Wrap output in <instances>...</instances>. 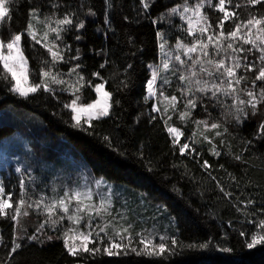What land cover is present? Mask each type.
<instances>
[{
  "label": "snow or ice",
  "instance_id": "obj_1",
  "mask_svg": "<svg viewBox=\"0 0 264 264\" xmlns=\"http://www.w3.org/2000/svg\"><path fill=\"white\" fill-rule=\"evenodd\" d=\"M18 2L0 0V83L9 93L22 99L40 92L51 94L57 100L60 95L69 94L71 99L63 103V109L69 111L70 126L75 129L87 132L93 127V121L110 117L120 101L115 100L114 92L106 88L109 78L93 71L91 76L100 82L88 79L83 71L86 65L81 63L83 51L80 47L73 49L66 40L73 31L76 33L73 37L75 42L84 40L82 30L86 21L80 16L82 13L96 16L92 6L88 5V11L83 12L85 0H80L78 6L49 0L50 12H42L38 7L29 8L26 27L20 32H11L12 7ZM140 3L143 10L149 9L150 4L146 0H140ZM61 8L66 10L61 13ZM114 8L115 0H104V25L108 26L105 34L111 30ZM206 9L219 13L215 24L210 22ZM176 18L179 24L173 23ZM165 20L169 29H174L179 35L172 44L171 31H156L159 62L147 65L150 76L145 84L144 101L146 104L155 101L151 104L150 113L159 114L171 137L173 149L178 147L181 155L191 153L194 158L201 157L202 153L196 150L195 145L207 144L211 145L210 154L219 157L221 151L215 141L219 139L220 145L227 143L225 137L232 135L228 125H243L250 117L259 115L264 106V0H182L152 23L157 25ZM5 21L9 22L7 39L2 35ZM25 37L33 47L40 45L50 57L39 61L38 70L30 66L25 54ZM89 52L105 56L99 68L107 66V54L103 49L97 51L92 48ZM62 65L68 66L66 72L61 70ZM132 67L128 64L124 73L127 74ZM117 75L113 73L111 78ZM173 83L177 84L178 95L173 93L169 96L165 89H170ZM128 87L130 78L125 75V79L117 85V91L127 90ZM88 88L95 93V98L84 103V91ZM198 107L203 108L207 115L204 119L193 120V113ZM210 107L219 109V118H213ZM177 113L183 124L191 122L195 125L192 135L183 143L180 142L184 135L181 128L171 124L172 114ZM156 119L157 115H151L149 122ZM102 139L111 146L109 136L105 135ZM254 139L264 140V120L258 124ZM251 144L252 141L244 142V151ZM233 158L242 160L243 152ZM200 167L208 171L211 165L204 160ZM220 168L224 169V165ZM26 171L31 170H22L19 166L15 168V172L20 174L18 198L12 191H6L5 184L0 181V218L13 222L11 246L6 253L8 259L3 264H12L14 254L24 246L22 241L25 240L45 244L53 239H62L68 255L82 258L103 254L108 257L135 254L160 258L174 256L186 249L202 251L213 245L212 238L185 244L176 233L169 235L165 231L162 235L158 234L155 226L137 231L127 210L114 208L113 188L103 178L94 181V188L91 183L74 181L59 186V191L58 186H53L51 195L44 191L36 195V189L30 188L36 178L28 175L25 179ZM209 176L216 180V186L226 197L232 195L211 172ZM228 176L236 180L232 173ZM239 203L244 206L243 209L237 207L244 217L241 224H251L254 231L249 236L246 228L233 230L245 241L248 249L264 245V205L248 212V206L254 205L255 201L239 200ZM32 213L43 216L44 220L32 235H27L23 218ZM65 220L68 227L59 236L42 238L45 228L55 232ZM229 225L232 226L231 222ZM221 239L227 240V233ZM3 244L4 238L0 235V245ZM218 250L225 253L233 251L227 246L218 247Z\"/></svg>",
  "mask_w": 264,
  "mask_h": 264
},
{
  "label": "trees",
  "instance_id": "obj_2",
  "mask_svg": "<svg viewBox=\"0 0 264 264\" xmlns=\"http://www.w3.org/2000/svg\"><path fill=\"white\" fill-rule=\"evenodd\" d=\"M60 2L78 6L80 0ZM146 2L150 7L143 10L140 0H115L111 30L105 34L108 26L104 25V0H85L83 12H87L88 5H91L97 15L81 14L80 18L86 21V27L82 30L84 40L75 42V31L66 37L73 49L80 47L83 51L81 63L86 65L83 71L88 79L94 83L100 82L91 76L93 71H99L102 77L109 78L106 88L114 92L115 100L120 101L119 105L114 106L110 117L93 121V127L87 132L75 129L70 126L69 111L63 109V103L71 99L69 94H62L57 100L51 94L40 92L22 99L9 93L0 83V145L13 136L22 138L29 146L28 155H24L26 162L31 168L34 164L37 165L38 171L33 169L36 176L40 173L53 176L47 163L44 164L49 162L48 159L57 158L54 162L62 169L82 166V169L94 177L103 178L123 188L129 202L137 205L142 198L152 209L147 210V213L152 215L155 208L161 209V215L155 218L150 216L153 222H157L156 227L160 231L163 226L161 221L168 218L173 222L166 230L169 235L176 233L185 244L205 242L212 238L213 245L202 251L186 249L182 253L178 251L174 256L160 258L135 254L115 257L103 254L82 258L68 255L62 239H53L45 244L25 240L22 241L24 246L14 254L12 264H264V245L248 249L245 241L233 230L246 228L249 236L254 231L251 224H241L244 217L241 211H237V207L243 209L244 206L239 200L255 201L254 205L248 206V212L264 205V140L254 139L258 124L264 120V106L259 115L250 117L243 125H228L232 135L225 137L227 143L220 145L219 139L215 141L217 149L221 151L219 157L210 154L211 145L207 144L195 145L196 150L202 153L201 157L196 158L191 153L181 155L178 147L173 149L163 120L158 113H150L151 104L155 101L146 104L144 96L146 80L150 76L147 65L159 62L156 31H171L172 44L179 35L174 29H169L167 20L157 25L152 21L168 8L182 3V0ZM48 3L49 0H31V3L19 0L12 7L11 32H20L26 27L29 8L38 7L42 12H50ZM65 10L60 9L61 13ZM206 11L210 22L215 24L219 13L211 9ZM124 17L128 19L125 20ZM8 23L5 21L2 33L5 39L9 36ZM173 23L180 22L176 18ZM23 44L33 69L38 70L40 60L50 58L40 45L33 47L27 37ZM92 48L97 51L103 49L107 54L108 64L104 69H100L99 65L104 62L105 56L93 55L89 52ZM128 64L133 67L125 74L124 68ZM67 68V65L61 66V70L65 72ZM113 73L118 75L111 78ZM125 75L130 78V87L117 91V85L125 79ZM176 88L177 84L173 83L170 89H165L166 94L178 95ZM94 98L95 93L90 88L85 89L83 102L88 103ZM180 110H183L182 104ZM209 111L213 118H219V109L210 107ZM151 115H157V119L150 123ZM172 115L171 124L181 128L184 133L180 141L183 143L192 135L195 125L191 122L183 124L178 113ZM206 115L203 108L198 107L192 119H204ZM105 135L110 137L111 146L103 141L102 137ZM197 138H200L199 135ZM246 141H252V144L244 151ZM241 152L242 160H235L233 156ZM204 160L211 165L208 171L200 167ZM220 165H224V169ZM41 166L46 167L47 174L40 172ZM9 168L14 166L11 164ZM209 172L220 181L226 191L232 193L230 197L220 191ZM63 173L62 180L68 177ZM228 173H232L236 180L230 179ZM19 177L15 175L13 180L6 178L13 183V193L17 198ZM43 220V216L35 213L24 217L27 235H32ZM64 229L63 225L55 232L45 228L42 238L59 236ZM12 233L13 222L0 218V235L4 238V244L0 245V264L8 259L6 253L10 250ZM225 233L227 240H222ZM224 246L233 251L225 253L218 250V247Z\"/></svg>",
  "mask_w": 264,
  "mask_h": 264
},
{
  "label": "rangeland",
  "instance_id": "obj_3",
  "mask_svg": "<svg viewBox=\"0 0 264 264\" xmlns=\"http://www.w3.org/2000/svg\"><path fill=\"white\" fill-rule=\"evenodd\" d=\"M28 152L29 146L24 140H22V138L18 136H13L12 138L7 139L4 144L0 145V181H3V183L5 184L6 191L10 190L14 192L13 183H11L9 180H6V178L10 177V179L13 180L15 178V175L20 176V174L15 172V168L18 166L21 167L22 170H31L30 172H25V179L28 178V175L36 178L35 183L33 185H30V188L34 187L36 189V195H38L41 191H44L46 194L51 195V189L53 186H58L59 191V186L70 184L74 181H79L81 183H91L92 187L94 188V181L96 179H99L82 169V166L76 167L74 165L69 169H62V167L58 166V163L54 162L57 158L48 159L49 162H44V164L47 163L46 166L48 167L50 173L53 175L52 177L44 176L42 173L36 176L37 173H35L34 170L38 171L37 165L34 164L31 168L28 162H26L24 155H28ZM11 164L12 166H14V168L12 169L9 168ZM39 170L40 172L45 173L47 169L46 167L41 166V168L39 167ZM63 172L67 174L68 177L62 180L61 178L63 177ZM105 182L106 184L111 185L113 188L114 208L120 210L126 209L130 220L135 222V229L137 231L141 229H151L153 228V226H155L156 232L162 235L169 227L173 225V222L168 218L163 219L161 221L163 226L162 230L160 231L159 228L156 227L157 222H153L151 217L155 218L161 215L163 212L161 209L155 208V213L151 215L147 213V210L151 208L142 198L139 199L137 205L135 203L133 204L132 202H129L127 200L123 188L118 187L108 181ZM63 226L65 228L68 227V222L66 220L64 221Z\"/></svg>",
  "mask_w": 264,
  "mask_h": 264
}]
</instances>
